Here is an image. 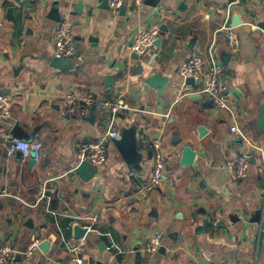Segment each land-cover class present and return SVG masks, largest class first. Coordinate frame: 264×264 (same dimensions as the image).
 Segmentation results:
<instances>
[{
	"label": "crops",
	"instance_id": "0c3cea01",
	"mask_svg": "<svg viewBox=\"0 0 264 264\" xmlns=\"http://www.w3.org/2000/svg\"><path fill=\"white\" fill-rule=\"evenodd\" d=\"M146 2L125 0L113 15L105 0L0 1V95L12 102L11 118L0 120V246L12 248L14 264H77L75 243L85 264H134L138 250L143 264H264V0ZM63 19L76 44L81 38L72 66L80 69L72 72L51 65ZM234 23L237 55L220 31ZM150 28L160 29V41L133 53L134 36ZM209 49L227 70L228 109L181 97L197 85L185 86L180 66ZM153 73L166 85L151 88L145 80ZM68 92L124 100L130 110L112 128L130 142L132 160L115 139L96 175L81 179L78 147L100 138L112 116L65 115ZM15 128L43 143L39 161L8 154ZM155 139L165 168L149 190ZM242 154L251 156L248 176L232 181L225 165ZM156 233L161 248L145 252ZM36 239L39 249L27 255Z\"/></svg>",
	"mask_w": 264,
	"mask_h": 264
},
{
	"label": "built area",
	"instance_id": "2783aa9c",
	"mask_svg": "<svg viewBox=\"0 0 264 264\" xmlns=\"http://www.w3.org/2000/svg\"><path fill=\"white\" fill-rule=\"evenodd\" d=\"M9 2L13 0H0ZM108 8L113 15H118L124 6L125 0H107ZM135 7H140L146 0H131ZM238 4H247L250 0H233ZM24 3V0H19ZM226 41V47L232 55L240 52L241 42L236 34L234 26H228L220 30ZM161 31L158 28H150L148 30L137 33L131 43V51L137 55H145L152 49L155 43L160 39ZM55 57L59 59L70 58L76 53V38L72 31L71 24L67 19L60 21L55 35ZM179 75L187 86V81L192 79L197 85L195 88L183 93L184 96H204L219 109H228L230 107V97L227 94L226 76L227 70L221 60L209 49L208 57L202 52H196L182 63L179 69ZM64 114H72L77 109L85 114L93 110L107 111L111 114V125L109 129L97 140L83 142L77 150L79 164L87 162L95 167L103 166L107 161V150L109 144L119 137V132L112 128L114 117L122 110L130 108L122 98L109 101H99L92 96L78 95L68 92L64 95ZM11 99L8 96L0 95V120H9L11 118ZM231 131L238 135L240 129L233 126ZM150 147L153 151L152 173L147 188L149 190L159 187L163 181L165 168V155L159 139L151 142ZM8 154H21L24 158H32L39 161L42 157L43 143L38 140H23L11 138L8 142ZM251 156L242 154L235 160L226 163L225 168L229 178L232 181H241L247 178ZM44 230V229H42ZM163 243L161 234L156 233L150 237L145 244V252H157ZM40 241L36 239L30 246L27 255H32L34 251L39 249ZM73 260L77 264H85L83 254L85 253L82 245L73 244L71 247ZM14 251L9 246H0V264H14Z\"/></svg>",
	"mask_w": 264,
	"mask_h": 264
},
{
	"label": "water",
	"instance_id": "95a60500",
	"mask_svg": "<svg viewBox=\"0 0 264 264\" xmlns=\"http://www.w3.org/2000/svg\"><path fill=\"white\" fill-rule=\"evenodd\" d=\"M105 2L108 4V1L105 0ZM147 4H150V0H147L146 2ZM237 25V23H234V27ZM80 41L81 38H78V43L76 44V53L74 56L70 57V58H66V59H59L57 57H54L52 59L51 65L54 68L63 70V71H75V70H79L80 67H72L73 63H74V59L78 58L80 55ZM91 43H90V47L88 49V53H94L95 52V46L97 44V41L95 39H90ZM160 41V39L158 40ZM145 82L151 87V88H158V87H163L166 85L167 83V79L164 78L162 75H160L159 73H153L150 77H148ZM188 85H193L194 81L192 79L187 81ZM12 137L18 138V139H25V135L22 133V131H20V129L15 128L12 132ZM116 145L119 148V150L121 151V153L123 154V156L126 159H133L131 151H130V142L128 141V139H123L121 137H119V139L117 138L116 140ZM76 173L81 177V179L83 181H89L90 179H92L95 175H96V171L93 168V166L87 162H83L81 164H79L76 167ZM82 235L81 233L78 234ZM43 246H41L42 248ZM136 255L134 256V264H143L142 262V257L141 254L139 253V250L136 251ZM127 264V263H126Z\"/></svg>",
	"mask_w": 264,
	"mask_h": 264
}]
</instances>
